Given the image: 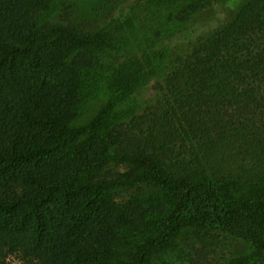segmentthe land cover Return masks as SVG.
<instances>
[{"label": "trees", "instance_id": "16d2710c", "mask_svg": "<svg viewBox=\"0 0 264 264\" xmlns=\"http://www.w3.org/2000/svg\"><path fill=\"white\" fill-rule=\"evenodd\" d=\"M40 6L0 0V264L14 252L31 264H184L188 229L248 246L216 264H264V0L167 65L162 14L177 0H132L92 35L36 29ZM88 86L110 99L71 127ZM110 164L141 173L125 187L159 191V220L113 200ZM140 230L147 240L117 261Z\"/></svg>", "mask_w": 264, "mask_h": 264}, {"label": "rangeland", "instance_id": "374dc122", "mask_svg": "<svg viewBox=\"0 0 264 264\" xmlns=\"http://www.w3.org/2000/svg\"><path fill=\"white\" fill-rule=\"evenodd\" d=\"M41 3L35 15V28L45 29L51 26H62L73 29L84 35H92L112 20L127 13L132 0H38ZM248 0H177V9L169 16L167 11L162 14L165 28L172 32V37L166 43L167 60L186 55L192 50L201 37L211 36L218 29L223 28ZM190 5L201 8L189 17L183 11ZM157 77L156 81H162ZM153 85V84H152ZM151 89V87H149ZM142 93L141 99L147 97L149 90ZM109 94L105 89L88 86L82 88L75 95L73 101L74 117L71 127L87 125L109 101ZM125 103L121 109L128 106ZM136 169L110 164L107 167V181H118L119 186L110 191L114 201L132 211L139 210L147 221L160 219V193L147 181H139L131 187L123 183L140 177ZM104 177V176H103ZM155 199V201H153ZM139 200L143 201L139 202ZM158 201V202H157ZM148 233L142 230L128 233L117 251V261H128L129 255L148 238ZM178 248L187 253L184 264H216L226 255L240 256L249 252L247 245L225 237L206 235L199 229H188L176 241ZM6 254L5 252L3 255ZM4 264H31L17 252L6 254ZM163 259L155 256L150 264H167Z\"/></svg>", "mask_w": 264, "mask_h": 264}]
</instances>
